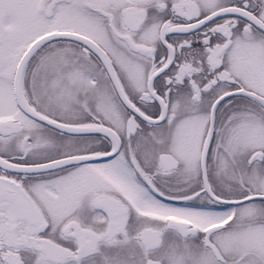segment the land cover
I'll use <instances>...</instances> for the list:
<instances>
[{
    "label": "snow or ice",
    "instance_id": "snow-or-ice-1",
    "mask_svg": "<svg viewBox=\"0 0 264 264\" xmlns=\"http://www.w3.org/2000/svg\"><path fill=\"white\" fill-rule=\"evenodd\" d=\"M0 264H264V0H0Z\"/></svg>",
    "mask_w": 264,
    "mask_h": 264
}]
</instances>
